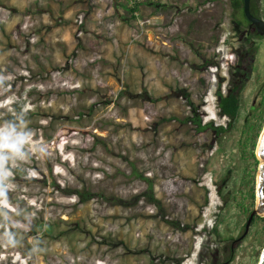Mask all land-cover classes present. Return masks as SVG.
<instances>
[{"label": "rangeland", "instance_id": "374dc122", "mask_svg": "<svg viewBox=\"0 0 264 264\" xmlns=\"http://www.w3.org/2000/svg\"><path fill=\"white\" fill-rule=\"evenodd\" d=\"M92 1L0 0V130L27 136L24 155L4 150L0 264H224L231 247L229 264H259L264 222L244 226L264 36L244 37L229 0ZM242 73L227 133L185 123L188 94L225 127L216 94Z\"/></svg>", "mask_w": 264, "mask_h": 264}, {"label": "trees", "instance_id": "16d2710c", "mask_svg": "<svg viewBox=\"0 0 264 264\" xmlns=\"http://www.w3.org/2000/svg\"><path fill=\"white\" fill-rule=\"evenodd\" d=\"M151 0H145L142 3H151ZM134 8H132V12L135 11L136 7H138L139 3H134ZM230 7L232 9L231 14V20L235 27H242L244 26L246 22V19L243 15L242 8H243V0H229ZM244 77V78H243ZM246 80L245 73L241 74V78L237 76V78L232 80L231 85L228 87L226 92L222 94L221 92H217V111L218 115L220 117L227 119L226 126H214L212 122L202 123V120L197 113V110L193 103L189 100L188 94H183V97L186 99L188 106L191 108V116L185 119V123H191L195 126V129L200 132H206L208 130L212 131L215 135L221 136L227 133L233 123L237 120L240 110V102H241V90L244 86V81ZM264 120V118H263ZM260 128V127H259ZM142 181L146 182L148 184V199L150 200L151 204H155V200L152 195V186L148 178H145L144 176H139ZM75 194L80 198L81 201H89L93 198L92 195L89 194H83L79 191L75 192ZM146 194H142V197H144ZM255 221H261L264 222V218L255 216L252 220V222ZM230 255L225 260L224 264H229L232 261V247L230 248ZM210 264H218L216 262H212Z\"/></svg>", "mask_w": 264, "mask_h": 264}, {"label": "water", "instance_id": "95a60500", "mask_svg": "<svg viewBox=\"0 0 264 264\" xmlns=\"http://www.w3.org/2000/svg\"><path fill=\"white\" fill-rule=\"evenodd\" d=\"M243 15L250 23L249 27H254L256 34L260 37L264 36V20L255 17L250 12V0H243ZM256 157L263 161L262 164H259L257 175H256V184H255V207L250 212L249 217L244 226V233L248 232L249 226L255 216L264 218V133L259 139L257 148H256ZM260 264H264V250L262 252V257Z\"/></svg>", "mask_w": 264, "mask_h": 264}, {"label": "clouds", "instance_id": "9594fccd", "mask_svg": "<svg viewBox=\"0 0 264 264\" xmlns=\"http://www.w3.org/2000/svg\"><path fill=\"white\" fill-rule=\"evenodd\" d=\"M26 134H17L15 127H12L9 131L0 130V176L5 174L4 164L8 157L4 154V150H8L16 155H24L23 145L26 143ZM3 194V189L0 188V195Z\"/></svg>", "mask_w": 264, "mask_h": 264}, {"label": "built area", "instance_id": "2783aa9c", "mask_svg": "<svg viewBox=\"0 0 264 264\" xmlns=\"http://www.w3.org/2000/svg\"><path fill=\"white\" fill-rule=\"evenodd\" d=\"M113 1L114 0H93L92 1V5H98V4H100V3H113ZM197 13H201L202 12V8L201 7H198V9H197V11H196ZM1 15H3V14H1V12H0V16ZM84 17H85V13L84 12H82V13H80L79 14V16H77V19H76V24H77V26L79 27V26H81L82 24H83V22H84ZM189 124H191V123H189ZM195 127V126H194Z\"/></svg>", "mask_w": 264, "mask_h": 264}, {"label": "flooded vegetation", "instance_id": "af4514ba", "mask_svg": "<svg viewBox=\"0 0 264 264\" xmlns=\"http://www.w3.org/2000/svg\"><path fill=\"white\" fill-rule=\"evenodd\" d=\"M252 0H250V12L252 13V15H254L255 17H257L255 15V13L252 10ZM247 23L244 24V26L246 27L245 29L241 30L242 33L244 34L245 38H248L249 36H251L252 34H256V30L254 27H249L250 23L248 21H246ZM243 27V26H242ZM257 35V34H256ZM258 36V35H257Z\"/></svg>", "mask_w": 264, "mask_h": 264}, {"label": "bare ground", "instance_id": "6f19581e", "mask_svg": "<svg viewBox=\"0 0 264 264\" xmlns=\"http://www.w3.org/2000/svg\"><path fill=\"white\" fill-rule=\"evenodd\" d=\"M264 133V131L262 132V134ZM262 136V135H261ZM261 138V137H260ZM259 161H260V164H262L263 163V161L261 160V159H259ZM261 257H262V255H261ZM261 257H260V261H261ZM260 261H259V264H260Z\"/></svg>", "mask_w": 264, "mask_h": 264}]
</instances>
